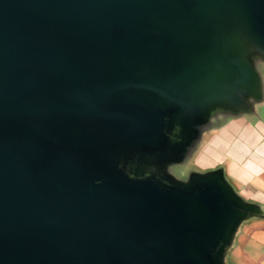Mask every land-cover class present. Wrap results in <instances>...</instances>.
Listing matches in <instances>:
<instances>
[{
	"label": "water",
	"instance_id": "95a60500",
	"mask_svg": "<svg viewBox=\"0 0 264 264\" xmlns=\"http://www.w3.org/2000/svg\"><path fill=\"white\" fill-rule=\"evenodd\" d=\"M255 51L264 0H0V264H219L250 210L220 171H141L254 96Z\"/></svg>",
	"mask_w": 264,
	"mask_h": 264
},
{
	"label": "clouds",
	"instance_id": "9594fccd",
	"mask_svg": "<svg viewBox=\"0 0 264 264\" xmlns=\"http://www.w3.org/2000/svg\"><path fill=\"white\" fill-rule=\"evenodd\" d=\"M252 107L251 115L209 116L208 123L200 126L199 139L185 157L184 167L199 169L202 173L223 168L238 185L237 195L264 209V119L256 115L264 108V100L253 103ZM173 131L172 139L179 142L180 129L176 127ZM169 174L178 181L186 180L188 175L186 171L174 173L171 168Z\"/></svg>",
	"mask_w": 264,
	"mask_h": 264
},
{
	"label": "crops",
	"instance_id": "0c3cea01",
	"mask_svg": "<svg viewBox=\"0 0 264 264\" xmlns=\"http://www.w3.org/2000/svg\"><path fill=\"white\" fill-rule=\"evenodd\" d=\"M262 74L263 72L259 73V75ZM258 80L259 78L257 77V81ZM259 83L263 86L262 82ZM256 93H254L253 96V99L256 100L255 102L244 100L242 104L232 108H227L226 110H219L218 108L214 114L209 113V115L203 119L202 125L197 126L196 132L199 131L200 126L206 125L208 123L209 116L223 114L227 117L239 116L245 113L251 115L253 113L252 104L259 103L261 100H264V91L263 93L261 91H257ZM256 115L259 119H264V108L259 109ZM252 134L255 135L254 132ZM187 155L188 153L185 151V157ZM184 165L185 161L183 164H181L180 170L183 169L186 172L188 171V175L192 173L205 174L214 172L208 171L202 173L199 171V169L195 168L185 169ZM215 171H220L222 179L229 191L233 193L240 202L250 208V210L245 212L238 221V228L237 230L233 231V236L230 238V244L226 246L227 248L224 252V255L229 256L231 264H264V209H262L260 205L253 203L251 200L245 202L243 199H241L237 195L238 185H236L235 182L229 178L223 168H218ZM234 174L239 176V173L235 170Z\"/></svg>",
	"mask_w": 264,
	"mask_h": 264
},
{
	"label": "rangeland",
	"instance_id": "374dc122",
	"mask_svg": "<svg viewBox=\"0 0 264 264\" xmlns=\"http://www.w3.org/2000/svg\"><path fill=\"white\" fill-rule=\"evenodd\" d=\"M255 57L254 58H256V59H258V60H260V62H261V64H260V67H259V69H254L255 70V74H258V73H260V72H263V74L262 75H259L258 76V78H259V80H258V83L259 82H262L263 83V86H264V60L262 59V55L260 54V53H258L257 51H255ZM252 60V58H248V60ZM256 67V66H255ZM263 86L259 83V84H257V86H256V90L258 91V92H262L263 93V91H264V88H263ZM262 88H263V90H262ZM246 101H250V102H255L256 100H254L253 99V97L252 96H248L247 98H246ZM216 110L217 109H214V110H212L213 112H210V114H214V112H216ZM225 113H227V112H225ZM202 122H203V120H201L200 121V124L199 125H202ZM197 138L199 139V136H200V129H199V131L197 132ZM152 159L153 158H151V159H149L150 160V162L152 161ZM184 161H185V157L184 156H182V158L180 157V159H178L176 162H170L169 163V161L167 160V159H162L161 161H159L157 164H155V165H153L152 167L151 166H149V165H144V170H142L141 172H142V174H147V172L148 171H150L151 172V169H152V171L154 170V169H156V170H158L159 172H162V173H164V174H169V169L171 168L172 169V171L174 172V173H179L180 171H184L183 169H181L180 170V167H181V164H183L184 163ZM146 161H143V163H145ZM149 163V162H148ZM128 169V171H133L132 169H131V167L130 166H128L127 167ZM134 169V168H133ZM147 169H149V170H147ZM138 170V169H137ZM188 172V171H187ZM170 175V174H169ZM187 178H188V175H187ZM186 178V179H187ZM181 182H185L186 180L185 179H182V180H180ZM226 248L227 247H225L224 248V251L223 252H225L226 251ZM226 264H231V262H230V258H228L227 259V261H226Z\"/></svg>",
	"mask_w": 264,
	"mask_h": 264
},
{
	"label": "bare ground",
	"instance_id": "6f19581e",
	"mask_svg": "<svg viewBox=\"0 0 264 264\" xmlns=\"http://www.w3.org/2000/svg\"><path fill=\"white\" fill-rule=\"evenodd\" d=\"M237 228H238V225L236 224L235 227H234V229H233V231L237 230ZM233 233L231 234V236H233ZM228 244H230V242H228ZM228 258H229V256H225L224 255V252H222V253L218 254V256H217V262L219 264H226V261H227Z\"/></svg>",
	"mask_w": 264,
	"mask_h": 264
},
{
	"label": "flooded vegetation",
	"instance_id": "af4514ba",
	"mask_svg": "<svg viewBox=\"0 0 264 264\" xmlns=\"http://www.w3.org/2000/svg\"><path fill=\"white\" fill-rule=\"evenodd\" d=\"M173 130H174V129H173ZM173 130L170 132V134H169V136H168L170 140H172L173 135H175V133H174ZM166 136H167V135H166Z\"/></svg>",
	"mask_w": 264,
	"mask_h": 264
}]
</instances>
